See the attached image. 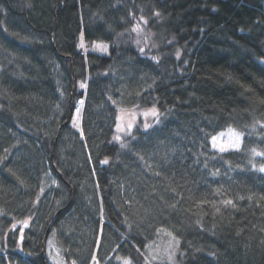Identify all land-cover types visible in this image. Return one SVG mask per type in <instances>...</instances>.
Segmentation results:
<instances>
[{
  "label": "trees",
  "instance_id": "trees-1",
  "mask_svg": "<svg viewBox=\"0 0 264 264\" xmlns=\"http://www.w3.org/2000/svg\"><path fill=\"white\" fill-rule=\"evenodd\" d=\"M262 153L264 0H0V264H264Z\"/></svg>",
  "mask_w": 264,
  "mask_h": 264
},
{
  "label": "rangeland",
  "instance_id": "rangeland-1",
  "mask_svg": "<svg viewBox=\"0 0 264 264\" xmlns=\"http://www.w3.org/2000/svg\"><path fill=\"white\" fill-rule=\"evenodd\" d=\"M92 49L100 53H108L109 46L107 43L96 42L94 43ZM81 101H83L82 104L80 103ZM83 104H84V100L83 99L79 100V103L77 104V107L74 110V114L71 121V125L77 127L78 129L81 128ZM78 109L79 111H77ZM131 111L129 114L125 112L122 115L123 119H121L118 124L120 127L117 126L116 137H119V139H116L117 141H122L125 138H127L129 135H131L135 130L140 119L149 123L157 117V113L155 110L154 111L156 115H152L153 109H144V110L134 109ZM144 113H148V115H144ZM129 123L132 124V128L130 130L127 127ZM121 127L123 128V131L120 130ZM234 133L239 134L238 147L234 146L236 144V137L233 135ZM213 137H216L215 146H213V141H212ZM213 137L211 138V146L212 148L217 150H219L221 146L225 147L227 150L237 149L240 147L242 143V135L234 129L223 130L217 133L216 135H214ZM176 247H177V241L171 234L166 232V234L161 236L158 239V241L151 242L147 245V251L145 253V256L148 264H155L156 262L160 264H165V263L170 264L171 262H173ZM46 256L52 264H70L65 261L64 257L62 256L61 249L54 238H50L47 242ZM125 259L130 260L127 257H116L113 259L112 264H123V260ZM130 262L131 264H134L131 260ZM92 264H100V263L97 259H93Z\"/></svg>",
  "mask_w": 264,
  "mask_h": 264
},
{
  "label": "snow or ice",
  "instance_id": "snow-or-ice-1",
  "mask_svg": "<svg viewBox=\"0 0 264 264\" xmlns=\"http://www.w3.org/2000/svg\"><path fill=\"white\" fill-rule=\"evenodd\" d=\"M137 30H138V29H137ZM141 51H143V49H141ZM177 55H179V53H177ZM81 87H84V85L81 84ZM80 103L82 104L83 101H81ZM77 111H79V109H78ZM144 115H148V113H144ZM152 115H156V113H155L154 110L152 111ZM120 119H123V116H121ZM118 127H120V126L118 125ZM127 127H128V129L130 130V129L132 128V124L129 123V124L127 125ZM120 130L123 131V128L121 127ZM233 135L236 137V144H235L234 146H235V147H238V146H239V134H238V133H234ZM116 139H119V137H116ZM212 141H213V146H215L216 137H213V138H212ZM219 150H220L221 152H223V151H226L227 149H226L225 147L221 146ZM261 155H264V153H262ZM106 162H107V161H105V163H106ZM260 170H261V171H264V167H262ZM228 203H231V201H228ZM178 243H179V241H177V244H178ZM73 264H75L74 261H73ZM123 264H131V262H130V260L125 259V260H123Z\"/></svg>",
  "mask_w": 264,
  "mask_h": 264
},
{
  "label": "water",
  "instance_id": "water-1",
  "mask_svg": "<svg viewBox=\"0 0 264 264\" xmlns=\"http://www.w3.org/2000/svg\"><path fill=\"white\" fill-rule=\"evenodd\" d=\"M72 113H73L72 110H70L69 116H68L67 120L65 121V123H69L71 121ZM55 217H56V215H55ZM55 217H54V219H55ZM54 219H52L51 223L49 224L48 230L51 228Z\"/></svg>",
  "mask_w": 264,
  "mask_h": 264
}]
</instances>
